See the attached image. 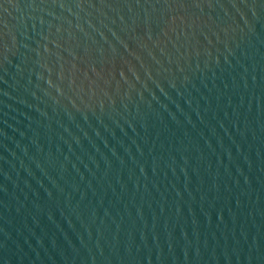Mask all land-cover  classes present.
<instances>
[{
  "label": "water",
  "instance_id": "95a60500",
  "mask_svg": "<svg viewBox=\"0 0 264 264\" xmlns=\"http://www.w3.org/2000/svg\"><path fill=\"white\" fill-rule=\"evenodd\" d=\"M0 264H264V0H0Z\"/></svg>",
  "mask_w": 264,
  "mask_h": 264
}]
</instances>
